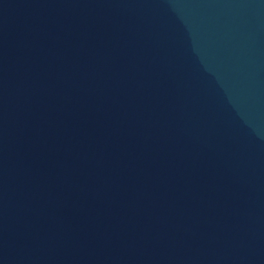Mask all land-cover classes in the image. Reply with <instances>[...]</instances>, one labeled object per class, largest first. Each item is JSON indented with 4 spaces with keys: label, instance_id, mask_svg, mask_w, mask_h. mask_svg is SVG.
I'll use <instances>...</instances> for the list:
<instances>
[{
    "label": "water",
    "instance_id": "1",
    "mask_svg": "<svg viewBox=\"0 0 264 264\" xmlns=\"http://www.w3.org/2000/svg\"><path fill=\"white\" fill-rule=\"evenodd\" d=\"M0 264H264V0H0Z\"/></svg>",
    "mask_w": 264,
    "mask_h": 264
}]
</instances>
